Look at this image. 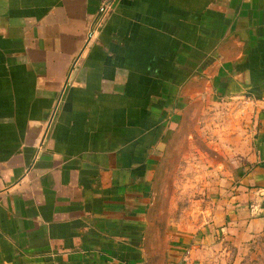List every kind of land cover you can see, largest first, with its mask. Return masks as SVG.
Here are the masks:
<instances>
[{"label":"crops","instance_id":"0c3cea01","mask_svg":"<svg viewBox=\"0 0 264 264\" xmlns=\"http://www.w3.org/2000/svg\"><path fill=\"white\" fill-rule=\"evenodd\" d=\"M105 1L0 0V264L245 258L264 246V0H115L90 36ZM208 133L237 165L187 212L160 178Z\"/></svg>","mask_w":264,"mask_h":264},{"label":"rangeland","instance_id":"374dc122","mask_svg":"<svg viewBox=\"0 0 264 264\" xmlns=\"http://www.w3.org/2000/svg\"><path fill=\"white\" fill-rule=\"evenodd\" d=\"M194 123L187 124L188 131H194ZM208 131L210 129L206 127ZM185 140L180 139V144L174 147L172 154L166 160L160 178L159 194L182 197L179 199L180 208L187 212L194 211L198 205L196 201L204 200L208 196L217 195L231 176V169L237 165L227 154L226 135L221 134H191ZM214 137V138H213ZM221 137L223 141L218 139ZM219 140V141H218ZM241 156L236 155L235 158ZM178 205V202H176ZM193 209V210H191ZM212 254H208L207 264L210 263ZM264 264V246L258 245L244 258L242 254L234 257L222 256L214 260L218 264ZM229 260V261H228Z\"/></svg>","mask_w":264,"mask_h":264},{"label":"built area","instance_id":"2783aa9c","mask_svg":"<svg viewBox=\"0 0 264 264\" xmlns=\"http://www.w3.org/2000/svg\"><path fill=\"white\" fill-rule=\"evenodd\" d=\"M114 1L115 0H106L100 6L98 16L91 26L90 36H93L94 34H97L100 32V30L105 24L106 19L108 18V15L112 9V5ZM122 264H132V263L128 261H123Z\"/></svg>","mask_w":264,"mask_h":264}]
</instances>
